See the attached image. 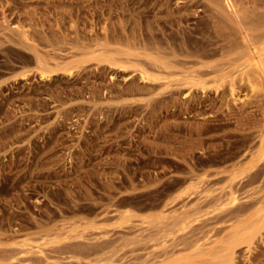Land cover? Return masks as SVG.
Listing matches in <instances>:
<instances>
[{
  "label": "rangeland",
  "instance_id": "rangeland-1",
  "mask_svg": "<svg viewBox=\"0 0 264 264\" xmlns=\"http://www.w3.org/2000/svg\"><path fill=\"white\" fill-rule=\"evenodd\" d=\"M254 63L264 0H0V264H264Z\"/></svg>",
  "mask_w": 264,
  "mask_h": 264
},
{
  "label": "bare ground",
  "instance_id": "bare-ground-1",
  "mask_svg": "<svg viewBox=\"0 0 264 264\" xmlns=\"http://www.w3.org/2000/svg\"><path fill=\"white\" fill-rule=\"evenodd\" d=\"M231 7H232V6H231ZM235 8H236V7H235ZM259 51H260V50H259ZM158 59H160V58H158ZM165 62H166V60H165ZM250 62H251V61H250ZM166 63H167V62H166ZM259 64H260V63H254V69H252V70H253L252 72H253V74H254L255 77H256L257 75L259 76V75L261 74V71H264V64H262L261 67H260L261 64H260V65H259ZM165 65H167V64H165ZM158 68H159V67H158ZM158 68H157V69H158ZM246 70H247V69H246ZM43 73H44V72L41 71V75H43ZM243 73L247 75V79H248V80H250V81L252 80L251 83L253 84L254 80H253V78H251L252 76L250 75L249 71H245V70H244ZM244 74H243V75H244ZM243 75H242V76H243ZM246 75H245V76H246ZM144 77H145V76H144ZM148 77H149V76H148ZM148 77H147V78H148ZM259 78H260V77H259ZM152 81H153V80H152ZM200 83H201V82H200ZM201 85H202V84H201ZM216 87H218V86H216ZM200 88H204V86H201ZM230 198L235 199V197H233V195H232V197H230Z\"/></svg>",
  "mask_w": 264,
  "mask_h": 264
}]
</instances>
